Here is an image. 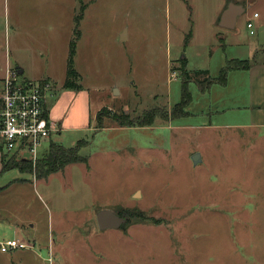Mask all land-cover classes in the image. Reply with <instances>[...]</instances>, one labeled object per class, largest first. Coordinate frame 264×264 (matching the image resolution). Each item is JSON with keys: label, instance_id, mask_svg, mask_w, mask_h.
I'll list each match as a JSON object with an SVG mask.
<instances>
[{"label": "rangeland", "instance_id": "1", "mask_svg": "<svg viewBox=\"0 0 264 264\" xmlns=\"http://www.w3.org/2000/svg\"><path fill=\"white\" fill-rule=\"evenodd\" d=\"M230 3L246 7L233 29ZM9 67L51 83V141L87 163L38 178L0 154V244L26 246L0 264H264V0H0ZM104 210L128 223L101 231Z\"/></svg>", "mask_w": 264, "mask_h": 264}, {"label": "built area", "instance_id": "2", "mask_svg": "<svg viewBox=\"0 0 264 264\" xmlns=\"http://www.w3.org/2000/svg\"><path fill=\"white\" fill-rule=\"evenodd\" d=\"M255 14L254 18H258ZM248 28H254L252 23ZM253 35L254 32L252 31ZM52 88L49 81L22 79L16 69L7 70L0 79V154L32 161L36 165L42 156L40 150L51 144L52 136L58 132L49 118L47 93ZM50 147V146H49ZM25 249L24 244L10 240L0 244L2 252Z\"/></svg>", "mask_w": 264, "mask_h": 264}, {"label": "trees", "instance_id": "3", "mask_svg": "<svg viewBox=\"0 0 264 264\" xmlns=\"http://www.w3.org/2000/svg\"><path fill=\"white\" fill-rule=\"evenodd\" d=\"M80 34L81 33L79 32L78 37H80ZM74 57H75V42H73L71 45L68 80L64 86L65 89H80V85L78 84V81L80 80V76L73 67ZM247 63H240L241 65L237 66L236 69H249L250 66ZM185 76L188 79V81L195 82L201 87L202 85L209 82L206 80L199 81L197 79H194L188 71L185 72ZM187 90H188L187 87L186 88L183 87L181 104L184 106V108L187 107L191 101V95L188 93ZM116 120L118 121L121 127L146 126V125H151L153 123V114L149 113L148 116H146L145 122L139 120L138 122L137 121L135 122L128 118H126L125 120L121 118L120 119L116 118ZM81 147H82L81 144H78L75 148H65L62 145L52 142L50 144L47 153L43 154L40 157V159H38L36 165H34L33 162L29 160L22 161L21 163L26 165V167H21L18 163H16L15 159L8 160L7 157H2L1 160L3 165V172H7L12 169H19L22 172H29L32 174H36L38 178H47L54 173L64 170L68 165L75 163H87V158H84L79 154Z\"/></svg>", "mask_w": 264, "mask_h": 264}, {"label": "water", "instance_id": "4", "mask_svg": "<svg viewBox=\"0 0 264 264\" xmlns=\"http://www.w3.org/2000/svg\"><path fill=\"white\" fill-rule=\"evenodd\" d=\"M246 11V7L242 5H236L230 3L224 16L221 19V26L228 29H233L236 25L238 18ZM18 75L22 76L24 70L20 67H16ZM118 92V91H117ZM193 162L197 165L200 162V155L196 154L193 157ZM129 217L127 215L119 216L113 211L104 210L98 214V225L101 231L108 229H119L127 224Z\"/></svg>", "mask_w": 264, "mask_h": 264}, {"label": "crops", "instance_id": "5", "mask_svg": "<svg viewBox=\"0 0 264 264\" xmlns=\"http://www.w3.org/2000/svg\"><path fill=\"white\" fill-rule=\"evenodd\" d=\"M256 14V13H255ZM258 14V13H257ZM260 17V15H259ZM258 17V18H259ZM54 115L52 114V112L50 113L51 118L54 120V122L60 127V130L63 131L65 127V122L66 118L62 115L57 114V108H55V110L53 111ZM65 118V119H64ZM65 121V122H64Z\"/></svg>", "mask_w": 264, "mask_h": 264}, {"label": "flooded vegetation", "instance_id": "6", "mask_svg": "<svg viewBox=\"0 0 264 264\" xmlns=\"http://www.w3.org/2000/svg\"><path fill=\"white\" fill-rule=\"evenodd\" d=\"M116 214H118V213H116ZM127 215L128 217H129V213L128 212H126V211H124V212H122L121 214H118L119 216H123V215ZM128 223V222H127Z\"/></svg>", "mask_w": 264, "mask_h": 264}]
</instances>
